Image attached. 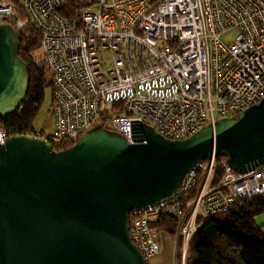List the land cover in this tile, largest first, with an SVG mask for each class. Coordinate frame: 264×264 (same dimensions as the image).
Here are the masks:
<instances>
[{
	"label": "built area",
	"instance_id": "built-area-1",
	"mask_svg": "<svg viewBox=\"0 0 264 264\" xmlns=\"http://www.w3.org/2000/svg\"><path fill=\"white\" fill-rule=\"evenodd\" d=\"M71 10L75 16L64 14ZM0 23L17 36L28 27L38 32L34 62L51 75L53 116L47 133L0 125V143L27 133L57 150L95 125L129 143L144 141V125L179 139L264 94V0H0ZM232 28V40L221 41ZM262 193L264 161L238 171L210 155L170 195L130 210L128 234L149 264L163 233L156 218L169 217L184 264L204 220Z\"/></svg>",
	"mask_w": 264,
	"mask_h": 264
},
{
	"label": "water",
	"instance_id": "water-1",
	"mask_svg": "<svg viewBox=\"0 0 264 264\" xmlns=\"http://www.w3.org/2000/svg\"><path fill=\"white\" fill-rule=\"evenodd\" d=\"M10 23H0V116L19 108L28 70ZM126 142L101 125L68 147L27 133L0 143V264H147L128 234V213L168 196L210 155L243 171L264 161V94L232 116L179 139L142 127Z\"/></svg>",
	"mask_w": 264,
	"mask_h": 264
},
{
	"label": "trees",
	"instance_id": "trees-1",
	"mask_svg": "<svg viewBox=\"0 0 264 264\" xmlns=\"http://www.w3.org/2000/svg\"><path fill=\"white\" fill-rule=\"evenodd\" d=\"M16 2V0H12ZM153 3L156 0H146ZM73 5L67 1L66 5ZM66 15L75 16L71 10ZM18 55L25 61L28 70V86L24 100L12 114L0 116V125L28 128L44 98V89L51 86V75L46 68L38 67L39 34L28 27L24 35H18ZM74 141L60 146L68 147ZM219 169H213V180L219 178ZM264 212V193L248 198L204 220L188 241L184 264H264L263 224H256L255 215ZM157 228L172 234V221L159 215Z\"/></svg>",
	"mask_w": 264,
	"mask_h": 264
},
{
	"label": "rangeland",
	"instance_id": "rangeland-1",
	"mask_svg": "<svg viewBox=\"0 0 264 264\" xmlns=\"http://www.w3.org/2000/svg\"><path fill=\"white\" fill-rule=\"evenodd\" d=\"M235 35V30L229 29L225 31L224 33H221L219 35V38L221 41L227 43ZM38 51L40 52V47L38 48ZM38 52V53H39ZM51 101H52V88L51 86H46L44 89V98L41 102L40 107L37 110V113L32 121V126L42 132H50L53 129V116L50 112V107H51ZM253 220L256 224H263V234H264V212L259 213L258 215H255L253 217ZM161 235H158V240L160 244V250H159V255L161 258L160 259V264L162 263V256H165L170 264H179V258H178V240L175 239L173 233L168 234V233H160ZM162 242V244H161ZM168 243L171 245L169 249H167L165 246V243ZM172 259V263H171ZM153 260L150 261V263ZM149 263V264H150Z\"/></svg>",
	"mask_w": 264,
	"mask_h": 264
},
{
	"label": "crops",
	"instance_id": "crops-1",
	"mask_svg": "<svg viewBox=\"0 0 264 264\" xmlns=\"http://www.w3.org/2000/svg\"><path fill=\"white\" fill-rule=\"evenodd\" d=\"M161 244H162V242H161ZM165 247L167 248V249H169L170 248V244H169V242L167 243H165ZM159 258H161L160 257V255L158 254L155 258H153L152 260V262L150 263V264H160V259ZM162 263L163 264H170L169 263V261H168V259L165 257V256H162ZM171 263H172V259H171Z\"/></svg>",
	"mask_w": 264,
	"mask_h": 264
}]
</instances>
